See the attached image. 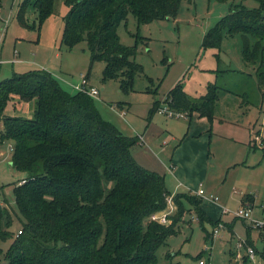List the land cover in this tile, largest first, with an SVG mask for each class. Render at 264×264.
<instances>
[{"label": "trees", "instance_id": "trees-1", "mask_svg": "<svg viewBox=\"0 0 264 264\" xmlns=\"http://www.w3.org/2000/svg\"><path fill=\"white\" fill-rule=\"evenodd\" d=\"M54 1L22 0L19 23L35 27L28 20L31 7L41 23L54 13ZM64 1L69 11L61 43L72 47L85 40L90 67L95 60L105 61L103 80L121 76L126 89L142 65L134 59L136 45L121 42L119 24L130 13L139 24L175 16L183 0ZM257 1L259 6L253 8L242 2L232 5L207 30L202 46L220 48L226 35L239 34L243 60L258 66L264 90V0ZM219 88L217 80L211 81L204 94L193 96L179 81L164 101L153 103L148 120L168 104L190 118L197 112L212 122ZM14 96L34 108L31 117L5 113ZM0 121L1 139L13 142L12 165L26 172L14 186L17 209L11 212L0 204V241L12 238L6 251L0 245V264H148L156 261L157 250L168 238L179 233L186 202L195 207L207 238L205 221L213 227L224 223L204 210L201 195H171L165 174L134 156L132 147L140 136L125 134L103 116L93 96L65 89L46 68L14 72L0 81ZM168 196L177 208L161 222L152 215L167 208ZM250 201L254 195L245 194L243 202ZM13 214L22 221L17 235L3 223L6 219L10 224ZM226 224L232 231V223Z\"/></svg>", "mask_w": 264, "mask_h": 264}, {"label": "rangeland", "instance_id": "rangeland-1", "mask_svg": "<svg viewBox=\"0 0 264 264\" xmlns=\"http://www.w3.org/2000/svg\"><path fill=\"white\" fill-rule=\"evenodd\" d=\"M21 1L1 0L0 3V36L5 59L0 66V81L14 72L46 68L55 71L61 85L74 92L81 74L89 71L92 84L100 90L94 97L99 111L125 134L140 136L132 147L136 159L165 174L171 195L178 192L196 194L197 188L203 187L205 194L201 206L211 217L219 213L233 225L232 231L228 224L217 226L214 234L216 227L205 221L207 238L195 207L186 202L179 233L170 236L157 250L156 261L148 264H198L200 259H204L205 264H264L261 235H264V228L253 226V221L234 214L239 208L251 206L253 217L264 219V148L240 145L212 134L208 117L210 122L206 126L197 115L190 122L186 114L168 116L158 110L148 120L153 103L164 101L177 82L181 81L184 89L198 96L206 92L209 82L217 80L220 88L215 115H231L234 119L243 112L244 121H253L256 131L263 128L264 90L259 87L258 66L243 60L242 37L226 35L220 48L202 46L207 30L226 15L232 5L242 2L253 8L259 6L258 1L183 0L177 15L140 24L130 13L119 24L118 33L122 43L136 45L134 59L142 69L134 73L133 83L126 89L122 88L121 76L103 80L105 61L95 60L90 67L91 51L85 40L72 47L61 45L65 16L69 11L64 0H55L54 13L41 23L37 9L32 6L28 20L35 27L19 23L17 11ZM58 49L59 56L55 57ZM218 68L220 71H216ZM33 109L27 102L17 99V102L8 103L5 113L31 117ZM2 130L0 121V203L13 212L17 209L14 186L23 180L26 172L12 165L13 142L1 139ZM172 157L178 164L174 169L169 168ZM236 159L242 163L234 164ZM248 193L256 197L254 206V201L243 202ZM211 195L218 200H213ZM224 207L229 211L224 212ZM176 208L172 196H168L167 212L175 213ZM3 223L16 235L22 228V221L14 214L10 224L6 219ZM11 239L0 241L4 251ZM241 239L245 240V247L254 248L253 256L245 248L240 250L241 256L237 255L236 245Z\"/></svg>", "mask_w": 264, "mask_h": 264}, {"label": "crops", "instance_id": "crops-1", "mask_svg": "<svg viewBox=\"0 0 264 264\" xmlns=\"http://www.w3.org/2000/svg\"><path fill=\"white\" fill-rule=\"evenodd\" d=\"M61 45H62V43H61ZM61 45H60V47H61ZM59 56V49L58 50H56V52H55V57H58ZM5 60V59H4ZM5 62V61H4ZM51 72H53L56 76H57V74L55 73V71H51ZM86 73V72H85ZM87 75H88V77H89V82L92 84V82H91V80H90V75L88 74V72H87ZM58 77V76H57ZM80 83V82H79ZM78 83V84H79ZM93 85V84H92ZM76 88V87H75ZM187 91V90H186ZM188 92V91H187ZM17 99H19V97L17 96ZM17 99L16 100H14V99H12L13 100V102L14 101H16L17 102ZM28 103V102H27ZM29 104V103H28ZM15 106V105H14ZM29 106H30V104H29ZM195 115H197L198 116V120H200V122H202L203 121V123H206V126H207V123H208V125H209V120H208V118L206 117V116H200L197 112H195L194 114H193V116L189 119L190 120V122H192V120H193V117L195 116ZM217 115H215V117H214V120L212 121V122H210V124L212 125V127H211V131H212V134L213 133H215V134H219L220 136H223V137H225V138H228V139H230V141H233L234 143H238V144H240V145H246V144H248V145H255V144H253V137H254V135L255 134H258V135H260V137L264 140V126H263V128H260L258 131H256L255 130V128H253L254 127V125H253V121H244L245 120V118H246V115H245V113H243V112H239L238 113V117L237 118H235L234 117V119H231L230 117H231V115H220V116H217ZM222 116H224V117H222ZM241 120V121H240ZM197 131H199V130H197ZM205 131V130H204ZM203 131V132H204ZM189 132H193V131H191V130H189ZM199 132H201V131H199ZM254 148L256 147V148H264L263 146L261 147H257L256 145L255 146H253ZM172 161H171V164L169 165V168L170 169H174V167H176L177 168V159L175 160V158L174 157H172V159H171ZM179 162V161H178ZM234 162V164H240V163H242L241 161H237V159H236V161H233ZM141 163V162H140ZM142 164V163H141ZM144 165V164H143ZM145 166V165H144ZM147 167V166H146ZM176 170V169H175ZM175 170H172V172L173 171H175ZM24 178V177H23ZM199 188H201V187H198L197 188V190L196 191H198L199 190ZM203 188V187H202ZM205 190V189H204ZM197 194V193H196ZM254 195V194H253ZM256 203V197H255V195H254V202L252 203V206H254V204ZM1 204V203H0ZM250 208H251V206H250ZM205 210V209H204ZM219 212V211H218ZM223 216V215H222ZM213 218V217H212ZM219 218H221V220H223L224 221V223L226 224V223H231V222H229V221H226V220H224L222 217H221V214H216L215 216H214V219H219ZM229 227V226H228ZM260 231V234H261V230H259ZM262 235V237L264 238V235L263 234H261Z\"/></svg>", "mask_w": 264, "mask_h": 264}, {"label": "built area", "instance_id": "built-area-1", "mask_svg": "<svg viewBox=\"0 0 264 264\" xmlns=\"http://www.w3.org/2000/svg\"><path fill=\"white\" fill-rule=\"evenodd\" d=\"M2 35L0 36V66L4 63V58H3V55H2V50H3V43H2ZM76 89L79 90V91H83V92H86L88 93L89 95L95 97V96H98L100 94V90L98 87L92 85L90 82H89V77L87 75V73H82L81 74V81L79 84H77L76 86ZM160 112H164L166 113V115L168 116H174V115H177V116H181L183 115L184 113L183 112H179V111H174L172 109L169 108L168 104H165L163 105L160 109H159ZM253 144H255L257 147H264V140L260 137V135L258 134H255L254 137H253ZM197 194L199 195H203L205 194V190L204 188H199V190L197 191ZM211 198H213V200H218V197L215 196V195H211ZM168 210V206L165 210L163 211H159V212H155L152 217L161 221V222H167V214L169 212H167ZM223 211L224 212H228L229 209L227 207H224L223 208ZM235 216H239V217H242L244 219H247V220H251L253 221V226H256L258 228H264V219H256L253 217L252 213H251V210L250 208H239L237 210H235L234 212ZM224 223L220 222L218 224V227H221L223 226ZM218 231V228L216 227L215 230H214V234L215 232ZM21 232V229L18 230V233ZM246 249L248 250V253L249 255H254V248L252 246H248V247H245V240L244 239H241L240 241H238L237 245H236V251H237V255L238 256H241L242 253H241V249ZM198 264H205V260L204 259H200L198 261Z\"/></svg>", "mask_w": 264, "mask_h": 264}]
</instances>
